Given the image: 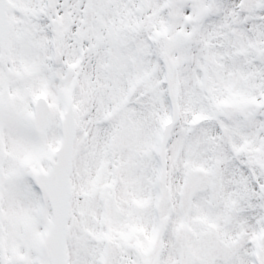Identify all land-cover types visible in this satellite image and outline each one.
Returning <instances> with one entry per match:
<instances>
[{
  "label": "snow or ice",
  "instance_id": "6c2138e0",
  "mask_svg": "<svg viewBox=\"0 0 264 264\" xmlns=\"http://www.w3.org/2000/svg\"><path fill=\"white\" fill-rule=\"evenodd\" d=\"M0 264H264V0H0Z\"/></svg>",
  "mask_w": 264,
  "mask_h": 264
}]
</instances>
